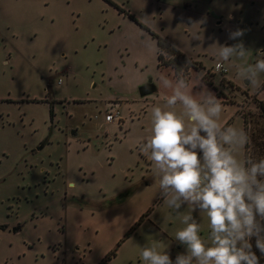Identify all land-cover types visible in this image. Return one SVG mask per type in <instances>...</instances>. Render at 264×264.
Here are the masks:
<instances>
[{
	"label": "rangeland",
	"instance_id": "obj_1",
	"mask_svg": "<svg viewBox=\"0 0 264 264\" xmlns=\"http://www.w3.org/2000/svg\"><path fill=\"white\" fill-rule=\"evenodd\" d=\"M237 28L247 62L264 59V0H0V264H147L145 245L173 260L184 252L182 216L163 205L139 150L152 108L172 94L162 78L177 80L159 66L158 41L191 58L188 92L215 94L221 127L245 130L246 116L251 152L264 157V73L251 89L237 78L243 62L210 47L238 43L228 39ZM149 83L156 92L142 97ZM180 212L210 245L206 214Z\"/></svg>",
	"mask_w": 264,
	"mask_h": 264
},
{
	"label": "clouds",
	"instance_id": "obj_2",
	"mask_svg": "<svg viewBox=\"0 0 264 264\" xmlns=\"http://www.w3.org/2000/svg\"><path fill=\"white\" fill-rule=\"evenodd\" d=\"M244 34L239 28L229 30L228 39L238 43L210 47L218 48L219 61L243 62L236 64L237 78L260 90L264 59L247 62L250 51L240 39ZM161 82L172 94L163 107L152 108V135L139 150L149 154L163 205L182 216L185 227L176 232L175 239L185 251L173 260L167 251L145 245L142 259L147 264H260L252 240L264 256V157L243 163L236 158L249 137L235 126L221 127L223 109L214 93L190 94L183 71L174 85L167 78ZM178 106L180 115L174 110ZM185 206L206 214L210 245L194 216L180 212Z\"/></svg>",
	"mask_w": 264,
	"mask_h": 264
},
{
	"label": "trees",
	"instance_id": "obj_3",
	"mask_svg": "<svg viewBox=\"0 0 264 264\" xmlns=\"http://www.w3.org/2000/svg\"><path fill=\"white\" fill-rule=\"evenodd\" d=\"M158 47H159V49H158L159 66L160 67H164V66L171 67L176 74V78H178L181 71H183V77L188 82L189 73H190V71H192V70H190V68L194 69L195 71H198L197 67H194L192 65L194 63L191 60V58H187L183 53H181L176 48L172 47L165 40L159 39ZM163 54H166L168 59L164 60ZM186 60H189L190 64L186 65L185 64ZM220 75L224 78L225 74L220 73ZM258 109L260 110L261 114L264 117V102H258ZM244 117L246 119L245 131L249 137V142L245 147L246 159H248V158L259 159L261 157L256 156V154H255L256 150L254 152V149H253V154L251 152V147H252L251 138H256L257 131H253L252 133H250L248 131L249 130L248 126L250 123H248L246 116H244ZM259 142L264 144V138L260 139ZM263 151H264V147H263ZM246 159H245V161H246ZM252 244H253V251H255L256 254L259 253V251L255 248V240L254 239L252 240ZM258 256L260 257V264H264V256H261L260 253Z\"/></svg>",
	"mask_w": 264,
	"mask_h": 264
},
{
	"label": "built area",
	"instance_id": "obj_4",
	"mask_svg": "<svg viewBox=\"0 0 264 264\" xmlns=\"http://www.w3.org/2000/svg\"><path fill=\"white\" fill-rule=\"evenodd\" d=\"M215 70L218 73H228V69L222 63H217L215 66ZM119 116V112H110L108 115H106V122L113 123L117 118L119 119Z\"/></svg>",
	"mask_w": 264,
	"mask_h": 264
},
{
	"label": "water",
	"instance_id": "obj_5",
	"mask_svg": "<svg viewBox=\"0 0 264 264\" xmlns=\"http://www.w3.org/2000/svg\"><path fill=\"white\" fill-rule=\"evenodd\" d=\"M154 92H156V88H155L151 83H149L148 85L144 86V87L141 89L140 94H141L142 97H145V96H147V95H149V94H152V93H154ZM20 230H21V229L18 228V229H16V230H14V232H18V231H20Z\"/></svg>",
	"mask_w": 264,
	"mask_h": 264
},
{
	"label": "flooded vegetation",
	"instance_id": "obj_6",
	"mask_svg": "<svg viewBox=\"0 0 264 264\" xmlns=\"http://www.w3.org/2000/svg\"><path fill=\"white\" fill-rule=\"evenodd\" d=\"M109 1V0H108ZM149 215L148 214H145V215H143L142 217H141V219H140V221H139V223H137V226H139L140 225V223L141 222H143L144 221V219L145 218H147Z\"/></svg>",
	"mask_w": 264,
	"mask_h": 264
},
{
	"label": "crops",
	"instance_id": "obj_7",
	"mask_svg": "<svg viewBox=\"0 0 264 264\" xmlns=\"http://www.w3.org/2000/svg\"><path fill=\"white\" fill-rule=\"evenodd\" d=\"M113 112V111H112Z\"/></svg>",
	"mask_w": 264,
	"mask_h": 264
}]
</instances>
